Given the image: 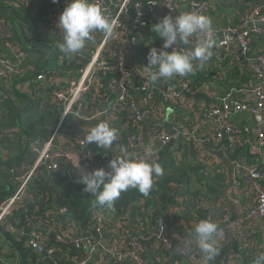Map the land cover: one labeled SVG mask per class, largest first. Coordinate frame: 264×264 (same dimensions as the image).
I'll use <instances>...</instances> for the list:
<instances>
[{"label": "built area", "instance_id": "built-area-1", "mask_svg": "<svg viewBox=\"0 0 264 264\" xmlns=\"http://www.w3.org/2000/svg\"><path fill=\"white\" fill-rule=\"evenodd\" d=\"M47 2L45 14L35 10V17L29 24L38 33H55L59 44L58 59L61 64L73 63V70H61V74L60 70L42 71L34 75L30 95L50 99L59 111L58 121L45 139L27 141L28 162L4 168L13 191L0 203V228L11 234L14 240L24 239L30 251L51 264H59L61 260L56 256L60 254L64 259L66 253L48 246L50 236L61 245H67V249L72 247L80 252V255L61 262L91 264L93 253L107 237L109 244L101 254L105 264H147L141 236L122 226L121 222L114 228L107 227L108 217L118 195L143 186L148 178L155 179L152 166L158 162L160 154L167 150L172 152L174 166H177L185 155L181 147L191 142L193 154L202 165L213 162L217 152H222L221 161L216 159L213 162L216 175H225L230 167L233 189L247 198L249 205L243 216L236 220H231L229 213H225L221 219L224 227L213 230H210L213 220L210 212L204 225L197 223L195 215L189 223H180L191 238L184 235L174 237L165 218H157L153 229L161 257L177 256L189 264H209L199 257L203 244L212 254L222 245L230 254L234 247H249L248 256L252 257L255 239L245 238L243 230L250 227L255 235L264 233V53L251 55L253 41L264 39V28H260L264 27V0L245 12L236 25L231 23L219 30L206 22L205 16L210 11L208 1ZM74 22L79 25L76 31L69 25ZM157 25L165 31V45L154 50L145 45L149 39L145 40L141 49H147L150 55H146L139 50L143 33L153 31ZM225 35L235 36L240 56L249 63H256L241 72L247 78V85L215 96L214 104L199 112L195 121L193 117L182 121L181 125L172 121L169 130L163 119L169 108L164 109L161 105L168 104L182 117L190 111L185 97L192 93L186 81H179L175 86L163 78L156 81L158 67L165 63L168 74H181L182 63L191 60L188 45L197 49L201 56L210 49L212 67L224 59L229 60L227 66L239 67V55L234 47L229 41L218 39ZM1 38L4 49L13 54L15 62L11 64L0 57V79L8 81L9 76L20 74L25 47L19 43L13 46L7 33ZM158 52H162L164 58ZM156 54L158 59L152 60ZM58 75H61L60 81L56 80ZM223 77L218 76L220 80ZM235 94L240 98L233 99ZM111 97L114 99L109 105L99 108ZM242 116L250 120V127L248 124L237 125L236 119ZM146 127L151 143H146L148 152L143 146ZM199 131L202 132L201 138L197 136ZM0 135L12 134L8 131L0 132ZM205 145H212L213 149L205 151ZM242 147L248 154H237ZM60 171L78 185L102 176H109L112 181L109 184L108 180H103L104 187L98 194L102 204L91 210L88 232L68 216L63 205L54 201L43 208L42 219L28 228L6 223L13 210L35 202L29 194V187L39 172L50 178ZM179 193L182 194V190ZM206 200L203 196H182L183 205L196 214L210 203ZM147 202L144 199L137 206L135 221L138 230L147 226L146 217L152 207ZM168 213L182 219L177 206ZM3 259L0 253V264Z\"/></svg>", "mask_w": 264, "mask_h": 264}, {"label": "crops", "instance_id": "crops-1", "mask_svg": "<svg viewBox=\"0 0 264 264\" xmlns=\"http://www.w3.org/2000/svg\"><path fill=\"white\" fill-rule=\"evenodd\" d=\"M40 1L41 0H0V57L8 60L11 64L15 63L13 54L7 52L2 45L3 39L1 38V35L5 33L9 35V40L13 46L18 45L19 43L26 48L25 58L23 59L20 66V74H14L9 76L10 80L8 81H5L6 79H0V128L14 127L12 115L8 114L10 109L11 113L14 114L17 119H27V114L22 116V113L24 114L25 112H27L25 104L27 102V99L29 98L30 91L32 92V89L34 88V75L36 73H39L38 71L40 69L49 72L60 70L61 74V60L58 59L59 44L57 43L55 33L43 31L42 33L38 34L36 41H32V35L34 36L37 34H33V32H31L28 23L33 18L32 16L34 15L35 10L37 11L39 9V5L41 4ZM211 1L212 0H208L209 3ZM261 1L263 0H218L216 1L218 2V5L216 3H212L213 7L210 16H208V24L213 29L219 30L225 26L226 19H230V17H228L230 14H233V17L230 19L231 23L233 22V20H237L238 18H240L242 16L241 13L244 14L245 12H248ZM45 11L46 9L43 11V13ZM69 25L73 31L79 29V25L76 22L69 23ZM186 48L190 53L191 57L194 58L192 53L190 52V49L193 50L195 53L198 50L192 47L191 45L186 46ZM51 49H53V51H51ZM260 53H264V40L256 39L253 41L251 46V55L256 56ZM210 54L211 50L209 49L205 54V57L203 56L204 59H208L207 57L210 56ZM206 64H209L210 66V63L206 62L202 65H199L200 69L203 70L204 68H207ZM245 69L247 68L245 67ZM235 70L241 73L240 66L237 67V69ZM207 71L210 73L211 77L205 82H203L198 88V90H195L192 94L185 97L187 100L186 105H189L190 111H187L181 117V119V114L176 113L173 109H167L166 116L163 115V119L169 130L171 129L170 122L172 121L178 123L177 125H181V121L185 122L190 117H193V121H195L199 112L202 113L208 110L214 104L215 96H222L228 93L233 88H238L247 85V79L245 74L244 78L242 77V74H240L242 78L233 77L229 74L230 76H226L225 78L223 77V79L220 80L216 73H213L211 70ZM56 80L60 81L61 75L56 76ZM31 97L32 96L30 95V98ZM239 98L240 96L238 94L233 95V99ZM113 99L114 97H111L105 105L100 104L99 108L109 105L110 102L113 101ZM20 103H22L23 105L22 110H20ZM2 116H4V119L1 121ZM174 116H177V118H174ZM236 121L237 125L239 126L248 124L250 127V120L246 116H242L236 119ZM5 123L7 124L5 125ZM192 123L195 124V122ZM33 126L29 127V133H31L33 136L31 137L32 139L38 137L39 133L43 131V124L42 126L38 124ZM146 130L147 127L143 133L144 148L147 142H149L148 145L151 144L147 136L148 132ZM0 132L8 131L2 130ZM10 134L12 135H0V190H5L7 187V183L2 177V172L5 171L4 168L10 165L14 166L15 164L29 161V154L27 152L26 147L27 141L24 137L25 135L23 134L22 130L20 128L19 130H10ZM197 136L201 138L202 132L199 131L197 133ZM184 147H182V149ZM204 149L205 151H210L207 146H204ZM145 151L148 152L147 148H145ZM188 151L190 155L194 156L191 147L188 149ZM163 154L164 156L166 155V157H168L167 155L169 154L168 158L170 159V154L172 155V152L167 150L164 151ZM169 159L167 160L168 162ZM216 159L220 160L222 159V156L219 157L216 154V157L214 158L213 162L216 161ZM213 162L203 163V172H201L200 175L196 176L195 178L199 180L203 186H208V184L210 185L213 183L216 184L215 188L218 190V194H214L211 191H209L208 194L207 192L208 196L215 197L214 200L212 202L210 201V203H207L204 206L203 211H200L198 212V214H196L193 211H189L190 209L188 208V206L185 207L183 205L182 194L179 195L178 204L176 205L177 213L182 217V219L177 218L179 216H170L169 213L163 216V218H165V220L167 221L168 227L174 237H180L183 235L189 238L192 237L189 231L184 229L180 225V223H189V221H192V217L194 215L197 216V223L204 225L203 223L206 221L208 213H212L213 220L210 226V230H213L217 227H224V224L221 222V219L225 213H229L231 220H236L242 217L245 213L246 208L249 205V201L247 198H244L243 196L239 195L233 189V179L231 178L230 181L228 175L230 167H227L225 175H216V169ZM156 167H158V165H156L155 168ZM39 174L47 182L50 181L49 178H45L41 172H39ZM53 194H55L54 191ZM134 204L125 213V217L121 222V225L127 226V228L131 230L134 234L141 236V245L144 248L147 264H150L151 260L155 261L156 264H189L186 260L177 256H173L172 258H166L164 256L161 257L162 254L160 253V250L154 238L153 225L149 223L148 216L146 217V228L138 230V226L135 221L136 207L138 205L134 206ZM177 213L173 214L176 215ZM3 232H5V230H0V253L5 259H3V263L1 264H21V258L23 257V254H26L27 258L28 253H30L29 249L25 245V241L21 242V247L19 249L14 243L11 244L9 242V239L5 236ZM243 235L245 238H249L250 236L254 237L255 239V248L253 249L254 255L252 257L248 256L249 247H246V249H239L237 247H234V249H232V253L230 254L228 252L227 247L225 245H222L218 249V254H212L206 249V246L204 244L200 247L199 257L207 261L209 264H264L262 237L264 236V233L259 232L255 235L249 227L243 230ZM102 241H106V245L109 244L107 237H104ZM103 249L104 248L99 246L95 250L91 258V264H105L101 257ZM56 257L61 261L64 260L60 254H58ZM214 257H220V259ZM122 264H128V262H124Z\"/></svg>", "mask_w": 264, "mask_h": 264}, {"label": "trees", "instance_id": "trees-1", "mask_svg": "<svg viewBox=\"0 0 264 264\" xmlns=\"http://www.w3.org/2000/svg\"><path fill=\"white\" fill-rule=\"evenodd\" d=\"M216 1L218 0H212L209 3L210 11L205 16L207 23H208V16H210V13L212 11V7H213L212 3H216L218 5V2ZM40 2L42 5L41 4L39 5V9L37 11L43 13V11L48 7L47 4L48 2L47 0H41ZM241 14L243 15V13ZM32 17L35 16L33 15ZM228 17H230L231 19L233 17V14H230ZM230 19H226L225 26L231 23L233 25H236L240 20V18H238L237 20H233V22L230 23ZM29 28L31 32H33V34L35 33L37 34L34 36L32 35V41L34 40L36 41V38L39 34L37 32V29L31 26H29ZM152 30L153 31L151 32L143 33V37H142L143 40L139 49L140 52L143 51L146 55H150L147 49L146 48L141 49V47L144 45L145 40L149 39L147 44L145 45H150L147 47L154 50L156 49V47L160 46V48H162L165 45V31H163L162 26H158V25L154 26ZM51 51H53V49H51ZM159 54L162 55V52H160ZM162 57L164 58L163 55ZM157 59H158V54H156V56H152V60H157ZM165 60L168 61L166 56H165ZM211 60L212 59L209 56L208 59H203L200 61H197L196 59L191 57L190 61L182 63L183 71H181V74L178 73L179 75L176 74L174 76L168 74L165 63L161 64L158 67L159 76L156 81H159L163 78L172 82L173 86L177 85L179 81H186L188 83L189 90L191 91V93H193L195 90H198V88L203 82H205L211 77L210 73L207 70H211L213 73H216L217 76L223 75L224 78L230 75H232L233 77H241L240 75L241 73L235 70L237 69V67L227 66L229 63L228 59L219 61L217 63V66L215 67L206 64L207 68H204L203 70L200 69L199 66L200 64L202 65L203 63L206 62L210 63ZM61 70L63 72H69L73 70V63L63 62L61 64ZM42 71L48 72L42 69H40L38 72H42ZM242 77L244 78V74H242ZM135 85L137 86L136 83ZM25 107L27 109V112H25L24 114L22 113V116L27 114V119L24 120L17 119V117L13 115L12 121L14 127L0 128V131L2 130L14 131L15 129L19 130L20 128L23 134L25 135L24 137L26 138V141H29L32 139L31 137H33L32 134L29 133V127L36 124L42 126L43 124V131L39 133L38 137L36 138L41 140L45 139L51 127H54L57 124L58 116H59L58 109L54 106V104L52 103V101H50V99L48 98L41 99L36 94L31 98L29 95ZM161 107H164V109L169 108L170 110L173 108L168 104H166L165 106L161 105ZM3 117L4 116L1 117V121L4 119ZM174 118H177V116H174ZM6 124L7 123H5V125ZM184 146H183L184 148L181 151L184 152L185 155L182 162L179 165L174 166L173 157L171 154H170L171 156L170 159L168 158L169 154L167 155L168 157H166V155L164 156L163 153L160 154L158 162L152 166V172L155 173V179L152 177L148 178L143 186L127 190L116 197L115 206H113L112 212L108 217L109 220L106 224L107 227L114 228L118 223L122 222L125 217V213L129 210V208H131L134 203H139L144 199L148 201L147 202L148 205L150 204L152 205L150 212L148 213V221L151 225H153L157 218L163 217L165 214L169 212L171 208L175 207L178 204L176 198L179 197V195L188 194L185 188L188 187L189 179L192 178V175H197V176L200 175V173L203 172V167L200 160L190 155L188 151V149L192 146L191 142H186V145ZM205 146H207V148L210 150L213 149L212 145H205ZM237 154H244V155L248 154L247 149L245 147L239 148ZM187 155L191 156V163H192L191 164L192 166L190 165L188 167V171H186V173H182L178 177L169 176L168 173L172 171L171 170L172 167H174V169L181 167L186 161ZM168 159L169 162L167 161ZM156 165H158V167L155 168ZM188 173L190 175H188ZM2 174H3L2 175L3 179H5V182L7 183V187L5 190H0V203L3 202L5 199H7L13 191L12 186L8 182V176L6 175V172L3 171ZM49 180L50 181L47 182L41 175H38L37 178L34 181H32L29 187V194L31 195V197L35 198V202L29 205L28 207L18 208L13 210L11 216L6 218V223L24 229L28 228L30 227V225H33L35 222H38L42 219L40 214L42 213L43 208L48 204V202L54 201L60 206L63 205L67 209L68 216H70L73 219V221L81 227L82 230L88 232L89 229L88 225L90 222V215H91L90 212L93 208L101 206L102 201L98 200V194L101 192V190L104 187L103 180H108L109 184L112 182L110 180V177L102 176L101 178H94L92 181L86 184L78 185L72 183L68 178V176L65 175L64 173H61L60 171L52 175L49 178ZM206 187L210 189L208 190V194L209 191H211L214 194H218L217 193L218 190L215 188L216 185H213L212 189L209 184ZM180 190H182V194L179 193ZM53 191L55 192V194H53ZM195 195L197 194H194V196L191 197L196 198ZM136 211L138 212L137 207H136ZM3 233L9 240L13 241V243L19 249L21 247L20 245L21 242L25 241L24 239H21L19 241L14 240L12 235L9 234L8 232H3ZM48 246H53L57 248L59 252L64 251L66 253L64 259L67 260H70V257L74 255H80V252L73 249L72 247H69L67 249V245H61V243L56 242L53 236L49 237ZM29 252L30 253H28L27 258H26V254H23L22 257L23 264H51V262L47 260H42L40 257H37L32 251L29 250ZM218 252H213V253L218 254ZM58 263L68 264V262H61V261H58Z\"/></svg>", "mask_w": 264, "mask_h": 264}, {"label": "rangeland", "instance_id": "rangeland-1", "mask_svg": "<svg viewBox=\"0 0 264 264\" xmlns=\"http://www.w3.org/2000/svg\"><path fill=\"white\" fill-rule=\"evenodd\" d=\"M28 26H30V24ZM19 105L21 107L20 110H22L23 109L22 103H20ZM8 114L9 115H12V116L14 115V114L11 113V109L9 110ZM9 119H7V120H9ZM191 164H192L191 163V156L190 155H187L186 161L184 162V164L181 167L176 168V169H174V167H172V169H171L172 171L170 173H168V175L169 176H173V177H178L182 173H186V171H188V167ZM188 175H190V174L188 173ZM196 176L197 175H192V178L189 179L188 187L185 188V190H187V192H188V194L190 196H194V194H197L198 196H203L205 199H207V200H209V201L212 202L215 197H212V196H208L207 195V192H208V189L209 188L206 187V186H203L201 184V182L195 178ZM217 184H218V182H217ZM213 185H216V184H214V183L213 184H210V187L212 188ZM197 195H195V196H197Z\"/></svg>", "mask_w": 264, "mask_h": 264}, {"label": "water", "instance_id": "water-1", "mask_svg": "<svg viewBox=\"0 0 264 264\" xmlns=\"http://www.w3.org/2000/svg\"><path fill=\"white\" fill-rule=\"evenodd\" d=\"M202 1L205 2V1H208V0H195L196 3H199V2H202ZM260 28L263 29L264 27H263V26H260ZM218 39L229 41V42L233 45L234 49L236 50L237 54L239 55V60H240V71H241V72H243L244 69H245V67H247V66H253V65H256V63H249V62H247L246 60H244V58H243L242 56H240V51H239L238 45L236 44L235 36H230V35L219 36ZM190 52L192 53L193 57H194L196 60H201V59H204V57H205V56H204V57L201 56V55L198 54V53H195V52H194L193 50H191V49H190ZM207 58H208V57H207ZM117 95H118V93H116V96H117ZM186 96H188V95H186ZM228 101H229V100H228ZM228 101H227V103H228ZM217 156L221 157V156H222V152H217ZM231 174H232V169L230 168L229 171H228V175H229V179H230V181H231V178H232ZM52 204H53V202H52ZM137 205H138V203H135V204H134V206H137ZM9 242H10L11 244L13 243L11 240H9ZM100 246H101L102 248H105V246H106V241H102L101 244H100ZM214 258L220 259V257H219V258H218V257H214ZM21 264H23L22 258H21ZM150 264H156V263H155V261L151 260Z\"/></svg>", "mask_w": 264, "mask_h": 264}]
</instances>
